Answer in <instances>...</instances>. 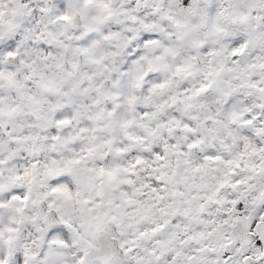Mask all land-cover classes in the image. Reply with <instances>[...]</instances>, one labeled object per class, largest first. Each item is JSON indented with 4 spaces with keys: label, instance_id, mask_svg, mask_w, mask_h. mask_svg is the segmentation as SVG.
I'll return each mask as SVG.
<instances>
[{
    "label": "clouds",
    "instance_id": "1",
    "mask_svg": "<svg viewBox=\"0 0 264 264\" xmlns=\"http://www.w3.org/2000/svg\"><path fill=\"white\" fill-rule=\"evenodd\" d=\"M262 214L264 0H0V264H264Z\"/></svg>",
    "mask_w": 264,
    "mask_h": 264
},
{
    "label": "snow or ice",
    "instance_id": "2",
    "mask_svg": "<svg viewBox=\"0 0 264 264\" xmlns=\"http://www.w3.org/2000/svg\"><path fill=\"white\" fill-rule=\"evenodd\" d=\"M183 3L185 5H187L188 4V0H183ZM141 40H143L146 45L149 44V43H154L155 42L154 39L151 36H149L148 34L143 35L141 37ZM137 43H139V41H137ZM237 43H239V40L233 41V44H237ZM9 47H11V45H9ZM128 50L131 51V48H129ZM242 51H243V46H241L240 48L234 49L233 56L239 55ZM7 55L9 57H12V56H15L16 53H14L12 51H8ZM138 55H140L139 52H137L135 54V56H138ZM135 56L130 57V59H135ZM125 66H127V65H125ZM202 90L203 89H201V91ZM66 123H68L67 120H59V119L57 120V124H66ZM189 147H194V145H189ZM207 158L208 157H206V159ZM157 159H160V158L157 157ZM211 159L215 160V159H218V158L217 157H211ZM79 162H80L79 159L71 161L72 164H78ZM97 173H98V175H103L104 174V169H102V168L98 169ZM52 191L53 192H58V191H60V189L53 188ZM237 207H240V205H237ZM165 223H167V221ZM160 227L162 228L163 225H160ZM246 227H247L249 232H253V230H255L254 234L249 237V241H254L255 247L258 248L261 245V243L264 242V214H262L259 219H252L246 225ZM56 231H62V230L61 229H57V228L52 229V232H56ZM59 243H63V241H59ZM262 257H264V253H261L260 255H258L257 256V260H261ZM248 259H249V257L245 256V260L247 261Z\"/></svg>",
    "mask_w": 264,
    "mask_h": 264
}]
</instances>
